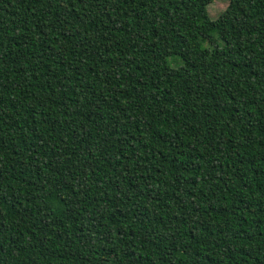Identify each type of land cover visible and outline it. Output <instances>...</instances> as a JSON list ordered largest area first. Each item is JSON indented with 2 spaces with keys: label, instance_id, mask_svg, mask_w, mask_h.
Here are the masks:
<instances>
[{
  "label": "trees",
  "instance_id": "obj_1",
  "mask_svg": "<svg viewBox=\"0 0 264 264\" xmlns=\"http://www.w3.org/2000/svg\"><path fill=\"white\" fill-rule=\"evenodd\" d=\"M212 1L0 0V264H264V0Z\"/></svg>",
  "mask_w": 264,
  "mask_h": 264
},
{
  "label": "rangeland",
  "instance_id": "obj_2",
  "mask_svg": "<svg viewBox=\"0 0 264 264\" xmlns=\"http://www.w3.org/2000/svg\"><path fill=\"white\" fill-rule=\"evenodd\" d=\"M229 0H213L207 7L208 15L211 19H216L221 12L228 6ZM168 63L172 68L181 65V61L178 58L170 57Z\"/></svg>",
  "mask_w": 264,
  "mask_h": 264
}]
</instances>
